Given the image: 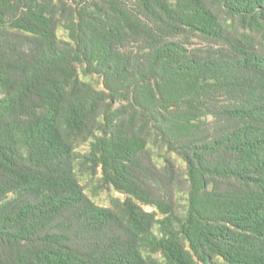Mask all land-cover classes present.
<instances>
[{"label":"trees","instance_id":"obj_1","mask_svg":"<svg viewBox=\"0 0 264 264\" xmlns=\"http://www.w3.org/2000/svg\"><path fill=\"white\" fill-rule=\"evenodd\" d=\"M0 264H264V0H0Z\"/></svg>","mask_w":264,"mask_h":264},{"label":"rangeland","instance_id":"obj_2","mask_svg":"<svg viewBox=\"0 0 264 264\" xmlns=\"http://www.w3.org/2000/svg\"><path fill=\"white\" fill-rule=\"evenodd\" d=\"M61 32H62V31H61ZM62 33H63V32H62ZM112 195H114V196H121V194L118 193V192H109V191H107V192H104V193H102V194H100V195H98V196H93V199H94L97 203H99V204H101V205H108V204L110 203V197H111Z\"/></svg>","mask_w":264,"mask_h":264}]
</instances>
